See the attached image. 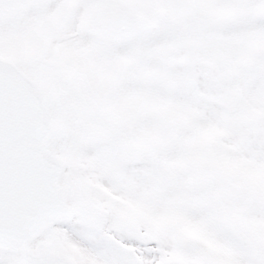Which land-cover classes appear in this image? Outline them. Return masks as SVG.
Returning a JSON list of instances; mask_svg holds the SVG:
<instances>
[{
    "label": "snow or ice",
    "instance_id": "6c2138e0",
    "mask_svg": "<svg viewBox=\"0 0 264 264\" xmlns=\"http://www.w3.org/2000/svg\"><path fill=\"white\" fill-rule=\"evenodd\" d=\"M0 264H264V0H0Z\"/></svg>",
    "mask_w": 264,
    "mask_h": 264
}]
</instances>
